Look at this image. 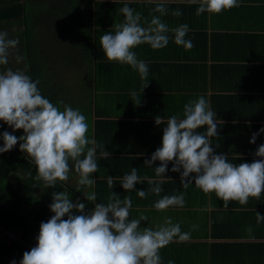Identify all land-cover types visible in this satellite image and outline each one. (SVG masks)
Instances as JSON below:
<instances>
[{"label":"crops","instance_id":"crops-1","mask_svg":"<svg viewBox=\"0 0 264 264\" xmlns=\"http://www.w3.org/2000/svg\"><path fill=\"white\" fill-rule=\"evenodd\" d=\"M23 1L28 3L29 26L33 27V45L29 50L38 54V61L30 67H38L39 86H47V91L53 89L52 100L61 110V101L79 108L90 125L88 135L105 145L111 154L106 159L100 158L101 149H97L99 171L92 174L97 180L94 188L97 202H106L113 190L121 199L125 195L131 197L130 219L142 214L149 217L141 222L142 227H154L165 217H171L183 232H191L189 240L174 239L160 250L163 264L169 260L174 264H264V222H256V212L264 215V193L259 200L249 198L247 205L230 201L225 208L214 192L205 194L196 188L194 180L187 189L182 188L180 173L172 172L169 163L165 177L171 179L161 185L160 197L184 192L186 203L183 208L160 212L152 208L160 197L150 194L142 199L135 190L126 192L119 184V178L130 173L132 167L137 168L141 177L156 178L154 168L159 166V161L152 168L144 164L161 146L166 126H157L155 117L166 120L173 114H182L183 105L200 95L216 112L218 137L212 138L211 145L215 152L228 155L232 163H251L257 159L254 153L264 144V133L257 136L255 144L249 141L253 133L264 127V0H240L239 7L200 16L195 14L198 4L167 0L165 7L169 14L162 16V21L170 28L187 24L190 30L186 39H191L194 47L186 50L170 39L163 49L154 50L147 44L134 49L137 58L144 60L149 68V84L141 94L139 105L132 101L130 92L139 93L144 82L130 66L105 58L100 37L123 21L119 9L124 3L149 19L151 15H159L151 12L154 3L148 0ZM176 9L182 12L181 16L170 14ZM30 20L35 23L33 26ZM24 52H28V46ZM4 127L17 137L23 135V130L13 131L7 124ZM198 131L205 132L206 127ZM13 151L20 157L0 158V172L6 171L0 180V196L4 198L0 199V211L13 215L0 218V244L14 250V257L15 246H20L17 252L22 256L35 246L40 215L50 211L48 206L54 191L67 190L70 199L79 198L86 203V210L94 205L75 190L78 179L75 173L70 174L68 181H57L55 188H46L42 181L33 179L35 165L20 151L18 143ZM107 175L116 178L112 190L107 186ZM9 183H14V191L4 189ZM149 187L147 181L135 186L136 190ZM16 222L34 224L37 232L22 240ZM193 224L198 225L194 231ZM0 258L11 259L2 254Z\"/></svg>","mask_w":264,"mask_h":264},{"label":"clouds","instance_id":"clouds-1","mask_svg":"<svg viewBox=\"0 0 264 264\" xmlns=\"http://www.w3.org/2000/svg\"><path fill=\"white\" fill-rule=\"evenodd\" d=\"M148 3L155 4L151 12L159 15H151L150 19L143 17L126 2L119 9L123 21L100 37L105 58L130 66L144 82L139 93L130 92L136 105L140 104L141 94L148 87L149 68L144 60L137 58L134 49L143 44L154 50L163 49L170 39L186 50L194 47L191 39H186L190 30L187 24L170 28L162 21L161 17L169 14L165 7L167 0H148ZM188 3L199 5L197 16L205 12L219 14L240 6V0H188ZM170 14L179 17L182 12L176 9ZM18 44V38H9L7 31L0 30V66L8 65L10 49H16ZM15 59L19 62L22 58L16 56ZM39 83L20 69L0 71V121L13 131L23 130L19 137L8 131L0 133L3 140L0 153L13 150L19 142L20 151L35 165L33 179L42 181L46 188H55L57 181H68L70 174L75 173L78 177L75 190L82 192L85 201L94 207L86 210V203L79 198L70 199L67 190L54 191L48 206L53 215L40 223L35 246L23 253L19 264H163L160 250L174 239L189 240L191 232H183L181 225L174 223L171 217H165L154 227L141 226L142 221H148L147 215L130 219L132 199L128 195L121 199L112 190L116 178L110 175L106 179L112 191L106 202H97L94 191L97 180L92 178V174L99 171L97 149H101L100 158L106 159L111 154L105 150V145L88 135L90 125L79 108L61 101V110L41 94ZM155 124L166 125L161 146L144 164L152 168L159 161V166L154 168L155 177L159 179L141 177L137 168L132 167L130 173L119 178L126 192L135 190L142 199L150 194L160 197L161 185L171 179L165 177L171 163V171L180 173L182 188L187 189L194 180L196 188L205 194L214 192L225 208L230 201L247 205L249 198L260 199L264 193V144L257 147L254 153L257 159L251 163H232L228 155L217 154L211 146L212 138L218 137L216 112L203 95L186 102L182 114H173L166 120L156 116ZM205 127V132L198 131ZM260 133H264V127L252 134L249 143L255 144ZM28 175L31 177L32 173ZM144 181L149 189L136 190L135 186ZM185 203V194L180 192L158 198L152 208L164 212L172 207L183 208ZM256 222H264V215L256 212ZM197 228L198 225H192L193 231ZM11 264H17L16 260ZM168 264L174 261L169 260Z\"/></svg>","mask_w":264,"mask_h":264},{"label":"trees","instance_id":"trees-1","mask_svg":"<svg viewBox=\"0 0 264 264\" xmlns=\"http://www.w3.org/2000/svg\"><path fill=\"white\" fill-rule=\"evenodd\" d=\"M27 5V6H26ZM31 12V11H30ZM32 14V13H31ZM29 8L28 3H24L23 0H0V30L3 31H9L8 35L9 38H18L19 44L16 49H10V56H9V63L6 66H0V71L5 70L6 68H12L13 70L20 69L23 70L27 75H29L34 81L38 80V67L37 65H34V67H30V64H33L34 62L38 61V54L34 53V50L30 51L29 46L33 45L31 41L33 40V27H30L29 25ZM33 21V20H32ZM30 23L35 24L34 22ZM11 31V32H10ZM31 34V36H29ZM24 38L25 41H24ZM28 46V52H24V47ZM16 56L21 57L22 59L17 62L15 59ZM39 89L41 91V94L44 95L45 98L49 99L52 103L56 102L55 100H52L54 96V92L52 93L53 89L51 91H47L48 88L46 86L43 87L42 85L39 86ZM4 122L0 121V133H3L4 131H7L4 127ZM2 140V138H0ZM19 144V142H18ZM0 147H2L0 143ZM19 154V153H18ZM4 155H10V156H19L16 152L13 150L6 152V153H0V158ZM20 157V156H19ZM6 171L3 170V172H0V180L5 176ZM32 173V172H31ZM29 176V175H28ZM19 180H16V186H18ZM11 186H4L5 188H12L13 191L15 188H13L14 183H9ZM22 186V185H21ZM17 187L16 191L21 187ZM1 200H4L0 196ZM8 212L0 211V218L2 219H8L10 217H13V215H10ZM50 211H47V213L40 215L39 221L47 220L50 216ZM16 216L19 220L25 221V218ZM19 228H21L20 238L23 240L25 238L30 237L32 234L36 233V226L34 224H30L26 222L24 225L21 222H16ZM20 246H15V253L16 255L13 257L14 250L11 248L1 245L0 244V254L7 255L8 258H11L9 260L1 259L0 258V264H10L12 260H19L22 258L21 252L19 251Z\"/></svg>","mask_w":264,"mask_h":264},{"label":"built area","instance_id":"built-area-1","mask_svg":"<svg viewBox=\"0 0 264 264\" xmlns=\"http://www.w3.org/2000/svg\"><path fill=\"white\" fill-rule=\"evenodd\" d=\"M0 143H1V145L3 146V140L0 139ZM19 261H20V260L16 261L17 264H19Z\"/></svg>","mask_w":264,"mask_h":264}]
</instances>
